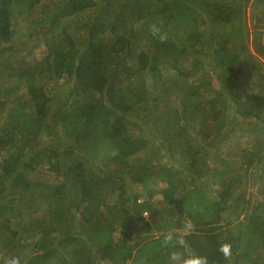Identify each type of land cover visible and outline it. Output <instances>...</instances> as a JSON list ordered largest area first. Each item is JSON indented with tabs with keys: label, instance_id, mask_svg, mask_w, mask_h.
<instances>
[{
	"label": "trees",
	"instance_id": "1",
	"mask_svg": "<svg viewBox=\"0 0 264 264\" xmlns=\"http://www.w3.org/2000/svg\"><path fill=\"white\" fill-rule=\"evenodd\" d=\"M46 1L0 0V76L26 90L9 110L0 99V264H169L164 235L186 220V256L264 264V193L255 205L237 192L264 171V141L243 175L217 155L222 170L212 161L204 187L186 185L204 172L202 143L224 112L264 123V82L242 73L264 71V0ZM37 8L50 14L33 21ZM160 20L166 43L149 33ZM213 77L222 91L207 97ZM63 80L72 86L58 93ZM171 147L177 168L150 163Z\"/></svg>",
	"mask_w": 264,
	"mask_h": 264
},
{
	"label": "rangeland",
	"instance_id": "2",
	"mask_svg": "<svg viewBox=\"0 0 264 264\" xmlns=\"http://www.w3.org/2000/svg\"><path fill=\"white\" fill-rule=\"evenodd\" d=\"M58 3L61 2V0H57ZM45 3H50L49 0H47ZM50 5L55 6V4L51 1ZM250 10V9H249ZM45 11V9H44ZM44 11H41L40 9H36L35 11H33L32 14H38V15H34L33 17V21H38L40 19L44 20L48 17V15L50 14L49 11L47 13H45ZM29 23V21H26L24 19H20V26H23L24 24L27 25ZM34 24V22H32ZM259 23H249L248 28H251L252 31H256L255 27L256 25H258ZM40 27V26H39ZM74 26L71 27V30H73ZM264 28V26H263ZM262 28V31H264V29ZM39 30V28L37 29V31ZM34 32V39L36 40L37 37H39L38 40L36 41H41L43 39V36L45 34H43V32ZM74 31V30H73ZM251 31V32H252ZM252 42L249 44L250 45V49L255 56L257 55L256 52V48H257V38L253 37L251 38ZM34 43H38V42H34ZM25 45V44H24ZM34 45V44H33ZM32 47V45H28V46H24V47H20L19 49L22 48V53L25 54L27 51L30 50V48ZM46 49V45L44 44V42H41V48H36V52L40 53L41 51L44 54V51ZM42 55V54H40ZM41 56H39L40 58ZM41 59V58H40ZM261 59L264 61V58L261 57ZM246 68L245 70L242 72L244 73L245 71H254V74L256 75V77L258 79H261V81L263 80L264 82V71L259 69H254V68H250L249 64H245ZM209 75L213 76L212 72H209ZM240 83L242 85H246V87H248L250 84L247 82V79L244 77H239ZM190 81H195V84H200L201 80L199 78H195L192 77L190 78ZM17 80L11 78L9 75L7 76H0V99L3 100L5 102V108L4 109H11L10 107L14 106L15 101L21 97L22 95L26 94V90L25 89H20L17 93L15 92H10V88L14 85H17ZM177 82V81H176ZM179 84H183V81L181 82H177ZM72 86L71 83H69L67 80H63L60 82L59 87H61V89L58 90V93H60V91H65L68 90L70 87ZM6 90H8V93L6 92ZM215 90H219L222 91L220 89V83L216 78H212L211 79V83L209 84V90L206 94L207 97H211L213 95V92ZM228 92V91H227ZM207 99V98H204ZM173 100L175 101V95L173 97ZM160 105L165 106V103L163 101H159L158 102ZM6 111V110H5ZM2 116L5 117L6 116V112H1ZM264 117V116H263ZM261 124L264 127V123H262L261 121H259L256 118H243L241 116L235 117L234 114L231 113V110H227V112L223 113L222 119L220 120V126L222 128H213L212 130V134L210 131V139L206 142H203L202 145L204 146L205 150L204 152L201 153V157H203L202 161L200 162L201 165L203 166L204 172L200 175V174H195V177L192 178L191 180H189L186 185L188 186V190H190V188L195 187V186H205L207 180V176L209 175V171H210V165L213 161V166H217L220 170H222V166H220V164L217 162L215 156H219V157H223L224 159H226L229 163H233V168L236 169L237 171V175L240 173V175L244 174V171L242 170L244 168V165L242 163V160L245 156L249 155L250 153H253L255 151H260L261 150V144L264 141V129L263 127L261 128ZM1 125V124H0ZM213 137H217V140H213ZM210 150L207 152V150ZM242 150V151H241ZM164 152L166 153V157L165 155H161L155 159H153L150 163H152L153 165L157 166V165H162V166H168V167H176L175 165V161L173 160V158H171V155H175L176 157H178V153L179 151L176 150L175 147H171L164 150ZM229 153H232V155H229ZM262 153H264V151H262ZM243 166V167H242ZM250 169H257V168H250ZM155 171L158 170V168L154 169ZM164 170V168H163ZM160 170L158 171L159 175L162 174V171ZM250 173V171H248V174ZM196 180V182H195ZM249 181V182H247ZM162 186V184L160 185ZM155 188H158L159 186L154 185ZM219 189V187L217 185H213L210 189L208 190V197L211 201H215L216 200V193L215 190ZM248 191L250 193V195L253 196L254 200L252 201V203H254L256 205L257 202H260L261 199L263 198V194L261 192L264 193V171H262V168L257 172L256 176H248L247 180L243 179L241 186L239 187V190L237 189V192H246ZM158 198H156L155 200H157ZM257 201V202H255ZM164 212L161 214L165 219H170L171 213H172V209L170 207H168L167 205H165ZM161 212H159L160 215ZM225 216V214H224ZM232 221L235 220V218L231 219ZM225 221V220H224ZM222 224H217V227H221ZM218 231H220L219 229H217ZM223 230V229H222Z\"/></svg>",
	"mask_w": 264,
	"mask_h": 264
},
{
	"label": "clouds",
	"instance_id": "3",
	"mask_svg": "<svg viewBox=\"0 0 264 264\" xmlns=\"http://www.w3.org/2000/svg\"><path fill=\"white\" fill-rule=\"evenodd\" d=\"M149 33L160 43H166L168 41V34L165 31L164 22L162 20L150 24ZM117 153L118 149L114 150L113 155ZM143 217L147 221H151L152 216L150 213H145ZM194 229L195 225L190 220H186L183 228L173 229L164 235L161 246L170 250L169 264H210L207 256H201L196 253L186 256L184 251H181V249H187V236L191 235ZM219 252L226 260L230 259L232 256L231 245L227 243L222 244L219 247ZM8 264H19V259L10 258Z\"/></svg>",
	"mask_w": 264,
	"mask_h": 264
}]
</instances>
